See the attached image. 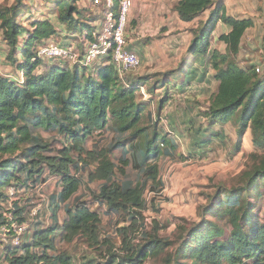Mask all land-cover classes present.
<instances>
[{
    "label": "trees",
    "instance_id": "16d2710c",
    "mask_svg": "<svg viewBox=\"0 0 264 264\" xmlns=\"http://www.w3.org/2000/svg\"><path fill=\"white\" fill-rule=\"evenodd\" d=\"M83 1L54 0V3L60 10L58 20L69 34L86 33V41L92 43L100 28V18L76 6ZM22 3L23 0H16V5L0 9V31L9 48L6 61L19 73V78H12L0 71V227L9 229L12 223L19 226L25 224L22 210H15L16 221L10 220L3 213L2 205L9 198V189L16 188L17 191L28 181L36 182L34 178L40 165L46 163L53 173L62 176L61 203L69 202L80 190L79 179L67 171V165L73 163L69 159V149L73 147H67L58 156L46 155L44 152L48 147L39 143L41 141L35 132L58 130L73 145L82 148L89 137L106 130L109 125L117 134L115 142L107 149L87 151L83 162L96 165L90 180L102 182L96 200L116 213L127 212L135 220L146 209V192L157 195L164 183L159 177L157 165L150 166L148 169L152 171L145 181L136 185L126 176L127 168L132 166L133 170L140 171L145 159L152 156L158 159L172 157L171 151L177 149L175 141L155 130L151 133L141 127L146 110V104L138 100L141 86L131 80L126 83L110 57L98 61L99 66L93 69L96 77L91 75L92 66L75 65L66 69L69 64L39 60L37 49L43 43L55 40L58 32L49 20L34 21L29 29L18 23L16 18ZM214 6L213 0H180L176 12L182 22L192 23ZM219 24L230 28L220 41L235 56L240 51L246 32L254 27L251 19L228 16L225 7L218 5L210 11L208 20L192 42L189 52L201 66L208 65L216 72L215 79L219 83L208 119L214 128L225 125L241 112L240 129L251 130L255 142L264 145V77L258 76L252 67L239 68L234 63H228L226 57L210 52L211 38ZM68 36L71 38V35ZM67 40L68 43L70 39ZM222 64L226 66L222 67ZM207 74V69L200 74L198 69H190L178 85L176 79L169 80L167 75L159 84L166 88V93L172 88L184 92L196 81L204 82ZM167 99L164 100L165 105ZM163 107L164 104L161 110ZM199 135H202L201 131L192 134L193 144L203 148L209 143V138L204 135L199 138ZM36 141L37 145L31 147ZM117 151L121 152L118 160L120 167L111 158ZM35 168L38 170L35 171ZM262 181L264 159L248 174L244 187L233 192L222 191L216 202L205 210L203 225L191 229L183 242L185 251L192 248L190 246L194 241L197 242L190 255L194 260L192 264H264V225L252 224L250 205H245L242 199L247 189L259 187ZM76 200L74 207L66 210L67 220L62 227L64 240L72 242L80 237L90 247H98L101 245L100 215L91 211L87 203ZM214 218L228 220L233 228V235L225 242L217 241L222 232L211 220H207ZM250 224L252 228L248 234L244 233V227ZM57 230H39L32 237L27 234V240L19 246L2 249L5 261L1 262L3 255L0 256V264H45L47 251L54 249ZM119 232L123 238L121 251L124 257L111 254L110 248L111 257L106 264H145L161 250L162 241L156 236L150 237L142 231L144 243L138 246L129 241L126 228ZM7 234L15 236L12 229ZM208 240L214 241L208 243ZM38 249L44 250V253L38 254ZM56 263L71 264V261L60 257Z\"/></svg>",
    "mask_w": 264,
    "mask_h": 264
},
{
    "label": "rangeland",
    "instance_id": "374dc122",
    "mask_svg": "<svg viewBox=\"0 0 264 264\" xmlns=\"http://www.w3.org/2000/svg\"><path fill=\"white\" fill-rule=\"evenodd\" d=\"M179 1L134 0L125 32L129 50L141 60V66L123 78L126 83L131 80L139 82L137 84L141 86L138 100L146 104L141 127L151 133L155 130L173 139L177 145V149L171 151L172 157L158 159L152 156L143 160L144 167L140 171L129 166L126 176L134 185L143 183L147 174L152 171L148 168L157 165L159 177L164 183L163 188L157 195L146 192V209L141 216L136 215L135 220L127 212L116 213L105 203L96 200L102 182L90 180L96 165L89 161L83 162L87 151L95 148L107 149L115 142L117 134L111 125L89 137L82 144V148L73 145L58 130L35 132L41 141L39 143L48 147L44 152L46 155L58 156L61 151H66L67 147H73L69 149V159L73 163L67 165V171L81 182L79 192L69 202L61 203L62 176L53 173L45 163L38 166L40 170L35 175L36 182L28 181L17 191L16 188L9 189V198L3 203L2 209L10 220L17 218L14 215L15 210L23 211V225L26 231L21 236L20 243L27 240V234L32 237L39 230L58 229L54 235V249L47 251L48 260L45 264H54L60 257L69 258L71 264H106L111 257L110 248L111 254L124 257L121 251L124 247L123 238L119 232L123 228H126L128 239L133 241L134 245L141 246L144 243L142 231L162 241L161 250L145 264H192L194 260L190 255L197 247V242L191 244L189 251L183 250V242L188 232L203 225L205 210L216 202L222 191L233 192L244 187L248 174L264 159V145L255 142L251 130L240 129L241 112L225 125L212 127L208 115L219 86L215 79L216 72L208 65L201 66L189 52L193 40L208 20L210 11L218 5H223L228 16L251 19L254 27L246 32L240 51L235 56L220 41V37L228 34L230 28L219 24L211 38L210 52L215 51L226 57L228 63H234L239 68L252 67L258 76L264 77V0H213L215 6L192 23H184L179 19L176 12ZM14 5L16 0H0V9ZM76 6L89 10V14L92 13L93 17H99L101 20V10L93 8L90 0ZM18 14L17 22L28 29L34 21H51L58 32L55 42L63 44L70 39L69 42L78 45L81 55L85 54L86 33L69 34L58 20L60 10L54 0H23ZM68 35L73 37L69 38ZM8 54L9 48L0 31V71L12 78H19V73L6 61ZM99 64L97 61L91 65V75L94 77L96 75L93 69ZM69 67L73 66L68 65L66 69ZM190 69H198L199 74L207 69L205 81H196L186 87L184 92L172 88L166 93V88L160 86L159 81L164 80L166 75L169 80L176 79L178 85V81H183L184 75L189 73ZM40 70L44 72V69ZM20 81H24L22 75ZM166 97L168 102L165 105ZM162 104L164 107L161 110ZM195 131H201L202 135L209 138V143L203 148L193 144L192 134ZM202 135H199V138ZM36 145L37 141L34 145L31 144V147ZM120 157V151L111 157L117 167H120ZM121 180L123 181V177ZM76 199L87 203L91 211L100 215L101 245L98 247H90L80 237L72 242L64 240L62 227L67 220L66 210L74 207ZM242 199L245 205H250L252 224L264 225V181L260 182L259 187L247 189L242 194ZM207 220H211L212 224L221 230L218 242H225L233 235L234 231L228 220ZM208 226H205L206 229H209ZM244 228V233L248 234L252 226L250 224ZM4 235L0 230V236L4 237L1 241L3 248L0 249V256L6 247L15 246V238L9 234ZM213 241L208 240V243ZM36 252L42 255L44 250L38 249ZM4 261L3 255L1 262Z\"/></svg>",
    "mask_w": 264,
    "mask_h": 264
},
{
    "label": "built area",
    "instance_id": "2783aa9c",
    "mask_svg": "<svg viewBox=\"0 0 264 264\" xmlns=\"http://www.w3.org/2000/svg\"><path fill=\"white\" fill-rule=\"evenodd\" d=\"M90 1L93 8L101 10V20L99 31L94 35V42H85V54L81 55L75 42L70 41L63 45L50 40L37 49L38 59L72 66L76 65L78 67H89L101 59L110 57L120 77H124V75L133 72L141 66L139 56L128 50L125 35L129 13L133 8L134 0ZM11 229L15 233L14 245L19 246L21 236L26 231L25 225L19 226L16 223H12L9 229L4 226L0 227V230L5 235ZM3 239L4 237L0 236V249Z\"/></svg>",
    "mask_w": 264,
    "mask_h": 264
}]
</instances>
